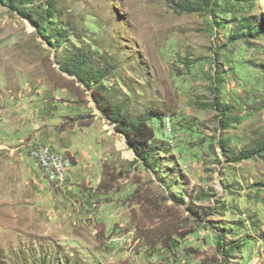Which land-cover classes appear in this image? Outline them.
<instances>
[{
  "label": "rangeland",
  "instance_id": "rangeland-1",
  "mask_svg": "<svg viewBox=\"0 0 264 264\" xmlns=\"http://www.w3.org/2000/svg\"><path fill=\"white\" fill-rule=\"evenodd\" d=\"M50 3L39 32L0 0V264H264V158L232 162L218 144L237 154L262 139L264 35L232 46L230 13L171 0L29 2ZM250 15L264 19V0ZM54 21L72 29L58 46L46 39ZM75 46L110 62L103 96L163 112L153 167L102 115L94 86L62 68ZM214 98L235 105L232 126L219 127ZM42 145L70 157L61 183L33 158Z\"/></svg>",
  "mask_w": 264,
  "mask_h": 264
},
{
  "label": "trees",
  "instance_id": "trees-1",
  "mask_svg": "<svg viewBox=\"0 0 264 264\" xmlns=\"http://www.w3.org/2000/svg\"><path fill=\"white\" fill-rule=\"evenodd\" d=\"M8 1L15 10L22 13L28 18L31 23L37 28L39 32L43 29L45 21L54 20V4L50 3L43 11L38 13L36 9L31 8V0H3ZM175 8L179 11H196L206 9L213 17H217L220 12L230 13L229 21L235 22V28H229L226 36L228 42L232 46L235 40L244 39L246 44L250 45V38L264 35V19L255 18L250 15V9L255 0H171ZM26 6H25V5ZM236 12V14H234ZM239 17V18H238ZM224 19V18H223ZM55 26L50 29L52 31L46 35L48 41H52L55 46H58L62 40L67 39L70 36L69 27H62L57 22ZM218 28L228 27L229 24L226 20L216 21ZM261 51V50H260ZM62 68L67 70L70 74L77 78V81L84 84L87 87L94 86L93 98L96 106L101 111L102 115L108 118L114 123L115 132L121 133L125 136L126 142L133 149L137 158L142 160L148 167L154 165V151L158 150L156 146L155 130L157 124H153V120L156 118L158 121L162 118L163 112L156 106H148L143 109L142 112L134 111L129 108L128 105L124 106L122 102L113 101L103 96V90L107 85L104 83V76L107 75V65L110 62L105 61V64L96 62L94 53L90 48L85 49L82 46H75L70 55L66 56ZM217 74L213 76L214 93H219L220 84L218 82L222 79V74L219 70ZM129 95L128 93H126ZM210 105L219 108L220 120L219 127L226 129L234 123V118L231 113L236 110L235 105L230 101H223L214 98ZM227 138L223 136L219 138L218 144L222 148V154L225 157L230 158L232 162H238L241 159H250L254 155H260L264 158V134L260 141H255L247 150H240L236 154V150L232 146L226 144ZM224 242H220V246L229 255L232 251L238 249L237 245H226ZM33 262V261H32ZM34 263V262H33ZM25 264H29L26 262ZM36 264V263H35ZM40 264H46L44 262Z\"/></svg>",
  "mask_w": 264,
  "mask_h": 264
},
{
  "label": "built area",
  "instance_id": "built-area-1",
  "mask_svg": "<svg viewBox=\"0 0 264 264\" xmlns=\"http://www.w3.org/2000/svg\"><path fill=\"white\" fill-rule=\"evenodd\" d=\"M32 156L42 166L45 174L51 178L50 180L58 181L55 183H61L68 177L67 172L71 159L67 155L63 156L51 147L42 145L32 149Z\"/></svg>",
  "mask_w": 264,
  "mask_h": 264
},
{
  "label": "bare ground",
  "instance_id": "bare-ground-1",
  "mask_svg": "<svg viewBox=\"0 0 264 264\" xmlns=\"http://www.w3.org/2000/svg\"><path fill=\"white\" fill-rule=\"evenodd\" d=\"M123 143V142H122ZM122 146L124 145V144H121Z\"/></svg>",
  "mask_w": 264,
  "mask_h": 264
},
{
  "label": "water",
  "instance_id": "water-1",
  "mask_svg": "<svg viewBox=\"0 0 264 264\" xmlns=\"http://www.w3.org/2000/svg\"><path fill=\"white\" fill-rule=\"evenodd\" d=\"M128 144V143H127Z\"/></svg>",
  "mask_w": 264,
  "mask_h": 264
}]
</instances>
